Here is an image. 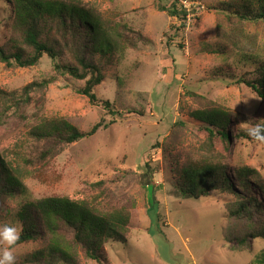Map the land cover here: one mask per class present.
Here are the masks:
<instances>
[{
  "label": "rangeland",
  "instance_id": "374dc122",
  "mask_svg": "<svg viewBox=\"0 0 264 264\" xmlns=\"http://www.w3.org/2000/svg\"><path fill=\"white\" fill-rule=\"evenodd\" d=\"M62 1L98 14L110 31L130 28L148 41L103 58L104 78L93 92L99 101H109L110 113L80 93L83 80L56 75L46 55L30 67L0 62V89L6 91L56 76L42 93L30 94L24 118L12 115L11 109L0 119V155L24 186L22 192L0 196V224L20 225V205L46 195L90 198L98 194L93 184L102 181L107 189L100 199L103 205L118 201V196L135 203L126 240L105 243L109 264L251 263L264 241L249 238L246 245H235L237 233L250 229L228 216L238 197L247 198L248 192L239 190L237 196L212 190L194 199L170 190L176 171L189 160L211 156L227 166L232 184L234 168L255 169L258 181L249 185L251 195L264 202V143L237 134L245 122L264 123V96L248 83L254 78L248 72L253 65L240 61L241 52L252 45L264 61V18L246 20L225 11L245 0L187 2L183 20L162 9L180 4L178 0ZM11 21L9 5L0 0V45L8 40ZM206 107L228 113V140L217 135L212 146L206 145L205 126L192 116ZM43 117H63L80 130L101 119L108 126L56 149L53 157H40L48 143L33 138L29 130ZM254 219L261 217L253 213ZM40 245H16L17 264H39L28 257ZM79 259L81 264H97L82 253Z\"/></svg>",
  "mask_w": 264,
  "mask_h": 264
},
{
  "label": "trees",
  "instance_id": "16d2710c",
  "mask_svg": "<svg viewBox=\"0 0 264 264\" xmlns=\"http://www.w3.org/2000/svg\"><path fill=\"white\" fill-rule=\"evenodd\" d=\"M4 1L9 5L12 21L7 42L0 45V62L7 66L30 67L46 55L51 59L56 75H69L74 79L83 80L84 85L80 93L85 95L91 104L101 105L108 113L113 112L109 101H99L93 92V88L104 78L103 60L108 59L115 51L135 47L139 42L148 40L130 28L124 32L116 28L114 32L110 31L103 25L98 14L70 2ZM162 9H166L169 16L179 20L185 19L188 14L187 8L181 3H172ZM225 11L228 14H236L241 19H263L264 0H245L237 8L232 9L229 6ZM261 55L257 46L254 48L252 45L241 52L240 61L249 66L253 65V69L248 72L252 73L254 78L248 83L258 94L264 96V61H261ZM227 69L229 68L225 71ZM55 77L53 75L31 81L19 90L0 89V119L4 117L6 110L11 109L12 115L24 118V109L30 102V94L42 93ZM192 116L205 126L206 145L212 146V139L217 135L228 140L226 127L230 117L227 112L218 107H206L195 110ZM107 126L101 119L88 130H80L63 117H43L30 128L29 134L38 141L48 143L39 154L40 157H53L56 149L90 137L100 127ZM237 134L253 140L245 131L238 130ZM210 157L189 160L177 170L171 194L198 199L206 197L212 190L229 191L237 196L241 195L239 190L248 192L247 198L239 196L237 205L228 210L229 218H233L235 222H246L250 229L249 232H238L233 240L235 245L239 246L246 245L249 238H260L264 241V202L254 199L250 189L254 181H258L255 178L256 170L248 166L234 168L236 182L232 184L227 166ZM147 165L146 163L145 166ZM147 168L150 169V166ZM242 175L246 179H242ZM93 186L97 188L98 194L90 198L74 200L65 195H46L20 205L16 218L23 231L16 245L26 242L41 244L29 254L28 261L39 264H81L79 258L82 253L85 258L97 264H109L105 243L126 240L135 203L118 196V201H106L103 205L100 199L104 192L107 193V189L103 187L102 181L94 183ZM23 187L20 178L11 172L0 155V196L22 192ZM261 189L264 190L263 186ZM154 204L156 202L152 199L151 206ZM1 210L3 207L0 206V212ZM253 213L259 215L261 220H252ZM255 261L264 264V249L256 254L249 264Z\"/></svg>",
  "mask_w": 264,
  "mask_h": 264
},
{
  "label": "clouds",
  "instance_id": "9594fccd",
  "mask_svg": "<svg viewBox=\"0 0 264 264\" xmlns=\"http://www.w3.org/2000/svg\"><path fill=\"white\" fill-rule=\"evenodd\" d=\"M243 130L251 139L264 143V123L248 124L245 122ZM22 231V225L0 224V264H17L15 246Z\"/></svg>",
  "mask_w": 264,
  "mask_h": 264
},
{
  "label": "built area",
  "instance_id": "2783aa9c",
  "mask_svg": "<svg viewBox=\"0 0 264 264\" xmlns=\"http://www.w3.org/2000/svg\"><path fill=\"white\" fill-rule=\"evenodd\" d=\"M179 2H180L184 7H186V3H187L186 0H179Z\"/></svg>",
  "mask_w": 264,
  "mask_h": 264
}]
</instances>
